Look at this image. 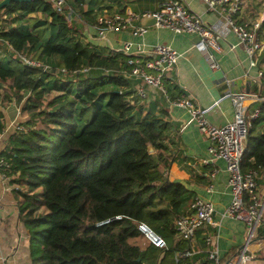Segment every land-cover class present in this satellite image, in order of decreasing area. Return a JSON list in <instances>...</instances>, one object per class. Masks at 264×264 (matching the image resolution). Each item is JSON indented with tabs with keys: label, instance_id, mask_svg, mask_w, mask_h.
Wrapping results in <instances>:
<instances>
[{
	"label": "trees",
	"instance_id": "obj_1",
	"mask_svg": "<svg viewBox=\"0 0 264 264\" xmlns=\"http://www.w3.org/2000/svg\"><path fill=\"white\" fill-rule=\"evenodd\" d=\"M80 1L74 0L77 7ZM0 21V105L21 104L28 95L21 105L28 118L2 155L10 159L5 173L17 187L31 264H190L179 255L194 250L196 239L177 240L174 221L194 193L169 179L171 124L153 108L137 106L134 80L121 73L130 71L129 56L85 42L44 0L10 2L0 7ZM18 53L51 70L23 64ZM257 108L241 170L256 173L258 185L264 181V100ZM1 117L0 110V132ZM141 225L165 247L155 246ZM255 238L264 241V208Z\"/></svg>",
	"mask_w": 264,
	"mask_h": 264
},
{
	"label": "built area",
	"instance_id": "obj_2",
	"mask_svg": "<svg viewBox=\"0 0 264 264\" xmlns=\"http://www.w3.org/2000/svg\"><path fill=\"white\" fill-rule=\"evenodd\" d=\"M44 1L51 5L55 13L64 15L69 22L75 25H81L82 36H85V39L83 37L82 39L85 42L92 40L100 43L99 41H102L107 44V48L127 54L130 71L121 73L125 78L138 81L134 91L135 95L142 99L148 97L146 86L158 88L157 90L168 98L164 78L168 72L176 68L181 55L168 44L144 42L151 27L166 29L175 34H195L197 41L193 45L194 48L203 53L212 69L219 67L212 50H220L218 39L222 38L221 32L206 23L201 15L193 12L184 0H156V6L153 9L144 10H133L128 4L123 3V0H114V4H103L91 8L85 0L78 2L79 7L76 3L71 6L67 0ZM117 1L121 5H118ZM201 2L207 6L208 10L223 15L227 27L235 33L238 43L244 47L250 57V64L255 65L254 56L264 52V36H259V30L264 22V7L261 19L252 22L248 27L235 21V14L240 11L242 0H201ZM150 18L154 19V23L150 26L144 25L143 21ZM123 34H127L125 39H121ZM0 42H2L1 37ZM117 43H120V46ZM6 44L12 50L11 45ZM16 55L27 66L44 71L51 70L50 66L38 59H31L26 53ZM59 71L65 73L64 69ZM263 75L264 68H261L257 76L261 78ZM224 97H229L234 106L233 118L224 125H214L207 119L206 113L217 106ZM261 99L264 100V97ZM261 99L245 92H227L206 108L196 107L189 98L171 101L172 105L188 110L191 116L190 121L196 122L199 131L209 141L207 153L201 158V163L208 165L217 160L225 163L230 202L220 214V218L243 223L247 233V242L237 251L236 255L228 260H222L215 246L220 225L214 218V205L209 199L194 198L186 213L179 215L174 221L175 237L182 242H194L197 236L204 232L206 247L204 254L207 264H247L254 260L252 255L248 254L247 246L252 238L256 237L264 203L259 201L258 194H256L258 188L256 173L242 172L241 161L251 120L256 118L260 112L257 107L252 110L248 109L245 102L250 100L253 103ZM132 100L131 103H133ZM22 129L20 126L17 127V130ZM9 161L10 159L3 156L0 150V178L3 181L10 179L5 173V170L10 167ZM205 191L212 193L213 185L210 183ZM245 196H250L253 203L247 204ZM208 228L213 231L212 234L206 232ZM152 243L160 248L165 247V243L159 237ZM199 253L200 251L194 248L191 252L180 254L179 257L190 261L194 255ZM258 264H263V262L259 261Z\"/></svg>",
	"mask_w": 264,
	"mask_h": 264
},
{
	"label": "crops",
	"instance_id": "obj_3",
	"mask_svg": "<svg viewBox=\"0 0 264 264\" xmlns=\"http://www.w3.org/2000/svg\"><path fill=\"white\" fill-rule=\"evenodd\" d=\"M68 1V0H67ZM70 5H74V1ZM89 7L94 5L92 1L85 0ZM188 7L195 13L201 15L203 20L214 26L222 34L218 39L219 51L212 50L219 67L212 69L202 52L194 48L197 41L195 34H175L171 40L162 38L161 31L166 29L151 27L143 40L147 44L165 43L175 48L181 55L175 69L169 72L170 81L168 83L170 91L168 98H164L158 91L148 93L147 99L138 101L137 106L143 105L145 108H153L154 113L171 124L170 138L167 144L172 151L174 161L167 170L171 181H178L184 184L188 190L194 193L191 201L196 198H204L212 201L215 209V221L220 225L215 239V246L222 260L234 257L239 249L247 242L246 229L243 223L222 220L220 214L228 206L230 195L227 189L228 174L225 170V163L217 160L214 163L203 164L201 158L206 155L208 146L207 137L198 129L196 122L190 121V113L186 108L171 104V101L182 98H189L196 107L206 108L215 100L222 97L227 92L249 93L258 98L264 97V86L261 78L257 76L259 69L264 68V52L256 54L255 65L250 64V57L244 47L238 43L237 36L226 25L223 15L207 9L201 0H184ZM106 0L103 4H109ZM101 4V6L103 5ZM111 4H114L112 2ZM264 7V0H242V7L235 14V21L238 24H245L248 27L251 23L260 20ZM144 10V9H136ZM34 16V14H32ZM144 23V21H143ZM169 31V30H167ZM171 32V31H169ZM264 36V22L259 31ZM173 33V32H172ZM176 35V36H175ZM259 35V36H260ZM127 34L121 35L125 39ZM97 45L107 47L104 42ZM120 46V43H117ZM134 87L138 81H133ZM178 86L179 90L174 89ZM178 97V98H177ZM262 99L251 103L246 100L248 109L252 110ZM3 106V105H2ZM1 121L4 123L1 134V152H4L6 141L13 134L17 127L27 120L26 113L21 111V104L12 100L3 107ZM161 110L163 112H161ZM234 106L229 97H224L219 104L206 113L207 119L214 125H224L232 120ZM12 178L3 181L0 178V264H31L29 258L28 231L19 220L18 203L14 195L17 187L11 183ZM213 185V192L207 193L205 188L209 184ZM264 181L262 177L258 179V198H262L264 203ZM188 203L187 209L190 202ZM186 209V211H187ZM208 234L213 231L206 229ZM204 232L196 238L194 248L200 251L194 255L190 264H205ZM248 254L254 256V260L247 264H264V241L252 238L247 246ZM261 253V254H259Z\"/></svg>",
	"mask_w": 264,
	"mask_h": 264
},
{
	"label": "rangeland",
	"instance_id": "obj_4",
	"mask_svg": "<svg viewBox=\"0 0 264 264\" xmlns=\"http://www.w3.org/2000/svg\"><path fill=\"white\" fill-rule=\"evenodd\" d=\"M72 2L74 1V0H71ZM89 2L90 1H92L93 2V4L94 5H101V4H103L106 0H88ZM109 1H111V3L112 2H114V0H109ZM191 2H192V0H188V4L190 5L191 4ZM68 3L70 4V1L68 0ZM123 3H125V4H128L133 10H136V9H153L156 5V0H123ZM117 4L118 5H121L120 3H119V1H117ZM35 16V15H34ZM39 16H41L40 14H39ZM2 25H3V23L0 21V28H2ZM77 26V28H79L80 30H81V25H79V24H77L76 25ZM161 33H162V38L164 37L165 39H168V40H171L174 36V33H172V32H169V31H161ZM79 34H80V32H79ZM81 35V34H80ZM176 36V35H175ZM81 37H83V39H85V36L83 35H81ZM89 41H91V42H89V43H91V44H96L97 45V43L98 42H94V41H92V40H89ZM99 42H102V41H99ZM150 89V90H152L151 92H154V91H156V92H158V88H155V87H151V86H146V89ZM3 91V90H2ZM55 94V92H51V93H49V94H45L43 97H42V106H41V109L42 108H44V103L46 102V100L48 99V98H51L53 95ZM28 96V95H27ZM27 96H25L22 100H21V105H24V101L26 100V98H27ZM141 100H143L142 98H140ZM140 101V100H139ZM5 104H7V103H5ZM262 198L263 197H260L259 198V201L262 203ZM142 243H144V241L142 242ZM259 254H261V253H259ZM253 258H254V256H253Z\"/></svg>",
	"mask_w": 264,
	"mask_h": 264
},
{
	"label": "water",
	"instance_id": "obj_5",
	"mask_svg": "<svg viewBox=\"0 0 264 264\" xmlns=\"http://www.w3.org/2000/svg\"><path fill=\"white\" fill-rule=\"evenodd\" d=\"M31 0H1L0 1V7L6 5V4H9L10 2H30ZM154 23V19L153 18H150V19H146L144 21V25H152ZM147 151L149 153H152L153 152V148L151 145H148L147 147ZM139 230L152 242L153 240H156L157 239V236L148 228L146 227L145 225H141L139 227Z\"/></svg>",
	"mask_w": 264,
	"mask_h": 264
}]
</instances>
